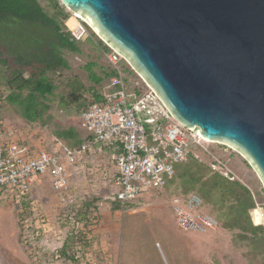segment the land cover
<instances>
[{"label":"rangeland","instance_id":"374dc122","mask_svg":"<svg viewBox=\"0 0 264 264\" xmlns=\"http://www.w3.org/2000/svg\"><path fill=\"white\" fill-rule=\"evenodd\" d=\"M37 1L57 18L63 32L70 33L78 50L62 46L52 29L41 23L0 21V144L17 145L30 154L52 145L58 125L83 129L77 109L92 100L94 93L105 95L114 88L112 76L105 73L125 64L132 69L122 58L114 64L109 61L111 45L81 16L61 4L56 6L54 0ZM54 57L63 60L45 72L54 87L51 93L38 95L39 102L48 107L43 113L45 123L27 121L22 108L9 97H24L29 87L18 90L13 74L29 79V64L39 58L50 64ZM122 73L128 85H141L136 71ZM190 149L204 161L209 162L212 155L223 160L227 168L222 170L246 185L264 211L262 181L240 152L205 139ZM185 167V162H178L167 187L151 188L118 209L107 198L114 174L113 155L107 149L89 156L83 168L75 171L68 193L56 192L44 177L21 203L0 193V264H264V250L255 252L239 230L223 228L219 219L218 228L209 232L178 227L169 200L180 190L176 180ZM210 208L218 218V211ZM252 212L256 223L264 221L261 210ZM64 244L68 255L75 254V261L60 255Z\"/></svg>","mask_w":264,"mask_h":264},{"label":"water","instance_id":"95a60500","mask_svg":"<svg viewBox=\"0 0 264 264\" xmlns=\"http://www.w3.org/2000/svg\"><path fill=\"white\" fill-rule=\"evenodd\" d=\"M205 140L236 149L264 187V0H59Z\"/></svg>","mask_w":264,"mask_h":264},{"label":"built area","instance_id":"2783aa9c","mask_svg":"<svg viewBox=\"0 0 264 264\" xmlns=\"http://www.w3.org/2000/svg\"><path fill=\"white\" fill-rule=\"evenodd\" d=\"M107 54L113 64L128 61L112 47ZM111 77L113 90L92 101L80 112L91 138L75 146L57 144L52 150L35 154L17 145L0 144V190L16 202L34 183L46 177L58 193H68L72 176L86 159L106 148L113 152L114 191L107 197L122 205L135 201L151 188H163L175 173V164L187 159L191 146L204 138L176 120L155 90L143 79L141 85H128L122 70ZM171 120L172 124L166 121ZM120 149V152H116ZM211 166L224 175L223 160L212 155ZM178 227L183 231L209 232L218 228L217 218L203 210V199L195 193L174 194L169 200ZM264 211L256 202L255 209ZM250 211L254 225L256 223Z\"/></svg>","mask_w":264,"mask_h":264},{"label":"trees","instance_id":"16d2710c","mask_svg":"<svg viewBox=\"0 0 264 264\" xmlns=\"http://www.w3.org/2000/svg\"><path fill=\"white\" fill-rule=\"evenodd\" d=\"M54 2L56 6L60 4L59 0H54ZM58 14L61 15L62 13L59 12ZM8 19H16L28 24L41 23L52 29L62 46L72 51L78 50L70 33L63 32L61 23L57 18L48 15L37 0H0V21H7ZM69 20L68 18L67 24L70 23ZM61 64H63L61 58L54 57L50 64H48L45 59L39 58L32 62L31 65L29 64V67L32 69L29 79H25L17 73L13 74L15 75L14 80L18 79V90L29 87V92L26 96L21 97V94H18L15 98L12 95L9 97L10 101L17 103L20 108H22L23 117L27 121L45 123L43 113L48 107L39 102L38 95L44 96L47 93H51L54 85L53 82L46 77L45 72L50 68V65L57 67ZM121 70L127 73L133 71V69L126 66V64L123 68L121 67ZM105 74L109 77L116 75L117 69L112 67ZM93 77L96 82H100L101 79L99 77ZM101 97V94L94 93L92 100L82 104L81 107L77 109V114L80 115V112L92 101L98 100ZM53 133L55 135L54 141L46 150H52L59 143L75 146L91 138L86 128L77 129L69 125H58ZM17 147L19 150L25 152L24 148ZM106 149L113 154L114 151L111 148ZM116 152H120V149H116L115 153ZM182 162H185L186 167L178 171V178L176 181L179 183L180 190L176 191L174 194L185 195L192 192L199 194L203 199V210L205 212L212 214L209 208L212 207L216 209L218 211V218H216L221 221L220 224L223 228L239 230L240 237L248 240L255 252L262 253L264 250V228L262 225H254L251 221L250 210L252 211L257 201L249 188L238 179L234 177L231 178L230 175H224L219 169H213L211 166L212 157L209 162L208 160L204 161L190 151L187 159ZM175 175L176 169L174 175L168 182H170ZM167 184L165 187H167ZM171 184L174 185L173 182ZM113 191L114 185L112 178V192ZM0 193H2V190H0ZM26 194L21 196L19 203L25 199ZM131 203L132 202L122 205L121 203L113 202L112 204L114 208L118 209L126 207ZM253 218L255 219L254 214ZM74 236L75 235H72L70 239L68 238L66 244L69 240L72 241ZM66 244L60 249V255L69 257L70 261L73 262L75 261V254H67Z\"/></svg>","mask_w":264,"mask_h":264},{"label":"bare ground","instance_id":"6f19581e","mask_svg":"<svg viewBox=\"0 0 264 264\" xmlns=\"http://www.w3.org/2000/svg\"><path fill=\"white\" fill-rule=\"evenodd\" d=\"M76 15H78V17H80V15L78 13H76ZM83 19V18H82Z\"/></svg>","mask_w":264,"mask_h":264}]
</instances>
